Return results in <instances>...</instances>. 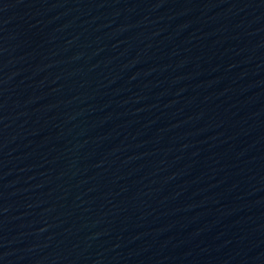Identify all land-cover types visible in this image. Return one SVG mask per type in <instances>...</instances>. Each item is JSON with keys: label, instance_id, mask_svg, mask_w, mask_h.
Instances as JSON below:
<instances>
[{"label": "water", "instance_id": "obj_1", "mask_svg": "<svg viewBox=\"0 0 264 264\" xmlns=\"http://www.w3.org/2000/svg\"><path fill=\"white\" fill-rule=\"evenodd\" d=\"M0 264H264V0H0Z\"/></svg>", "mask_w": 264, "mask_h": 264}]
</instances>
